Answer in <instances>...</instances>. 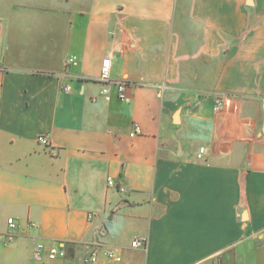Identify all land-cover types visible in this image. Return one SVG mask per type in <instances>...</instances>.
<instances>
[{"label": "crops", "instance_id": "0c3cea01", "mask_svg": "<svg viewBox=\"0 0 264 264\" xmlns=\"http://www.w3.org/2000/svg\"><path fill=\"white\" fill-rule=\"evenodd\" d=\"M263 99L264 0H0V264H264Z\"/></svg>", "mask_w": 264, "mask_h": 264}, {"label": "built area", "instance_id": "2783aa9c", "mask_svg": "<svg viewBox=\"0 0 264 264\" xmlns=\"http://www.w3.org/2000/svg\"><path fill=\"white\" fill-rule=\"evenodd\" d=\"M77 63V57L76 56H70L67 59V64L68 65H72ZM100 83L103 84V89H102V93L109 99V85L112 82H115L117 87H118V91H119V97L122 100H126L128 95H127V91L128 88L130 86V83L126 80H113L112 78V61H111V56L108 55L103 59V63H102V68H101V72L99 75V78L97 79ZM158 88L160 89H164L165 85H159ZM66 91H70V87L66 86L64 88ZM215 104L217 107H222L223 106V99L222 98H216L215 99ZM261 110H262V130L264 133V99L262 100L261 103ZM141 133H143L142 128L139 124H136L134 126V129L131 132V136H136V135H140ZM37 141L38 144L46 149H51L52 148V143L50 141V136L47 134H41L37 137ZM204 152V148H201L200 153L198 154V157L201 158L202 157V153ZM108 185L109 186H117L116 182L114 180V178L109 177L108 178ZM118 190L120 192L123 193H127L128 190L124 187V186H118ZM90 217H93V215H90ZM30 227L32 228H37L38 225L36 222L31 221L29 223ZM18 227L19 224L17 222V220L14 217H10L7 220V229L5 231L4 234V241L5 244H10L15 240L17 231H18ZM146 238H136L133 240L132 242V246L133 247H143L146 244ZM101 243L100 242H96L94 243L92 249H91V253L89 255V258L87 259L88 262H96L99 259V256L101 254ZM44 251H46V246L42 241H36L35 245H34V249H33V254L34 257L37 259H42L43 257V253ZM103 254L106 255L108 258L111 259H115L120 261L121 257L116 255L115 252L112 249H104L103 250ZM66 256V252L64 249H60L57 248L55 246H52L51 248H49L47 250V257L49 259H55V258H64Z\"/></svg>", "mask_w": 264, "mask_h": 264}, {"label": "water", "instance_id": "95a60500", "mask_svg": "<svg viewBox=\"0 0 264 264\" xmlns=\"http://www.w3.org/2000/svg\"><path fill=\"white\" fill-rule=\"evenodd\" d=\"M115 210L112 212V214H114Z\"/></svg>", "mask_w": 264, "mask_h": 264}, {"label": "rangeland", "instance_id": "374dc122", "mask_svg": "<svg viewBox=\"0 0 264 264\" xmlns=\"http://www.w3.org/2000/svg\"><path fill=\"white\" fill-rule=\"evenodd\" d=\"M116 254V253H115Z\"/></svg>", "mask_w": 264, "mask_h": 264}]
</instances>
